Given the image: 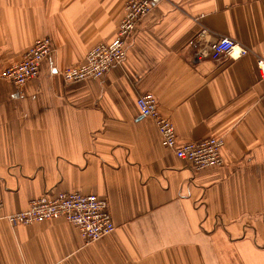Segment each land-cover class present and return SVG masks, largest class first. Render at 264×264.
Returning a JSON list of instances; mask_svg holds the SVG:
<instances>
[{
  "label": "crops",
  "instance_id": "obj_1",
  "mask_svg": "<svg viewBox=\"0 0 264 264\" xmlns=\"http://www.w3.org/2000/svg\"><path fill=\"white\" fill-rule=\"evenodd\" d=\"M126 1L0 0V68L41 36L53 46L24 86L0 79V264H264V0H153L121 65L65 82L116 36ZM223 36L250 53L212 59ZM147 93L179 142L221 138L224 165L196 170L166 147L137 106ZM71 191L107 201L111 235L6 217Z\"/></svg>",
  "mask_w": 264,
  "mask_h": 264
},
{
  "label": "built area",
  "instance_id": "obj_2",
  "mask_svg": "<svg viewBox=\"0 0 264 264\" xmlns=\"http://www.w3.org/2000/svg\"><path fill=\"white\" fill-rule=\"evenodd\" d=\"M152 9L153 0H127L125 16L117 35L108 42L94 46L87 54L85 62L64 68L61 71L63 79L66 82L96 79L105 75L112 66L121 65L126 58L128 39ZM209 51L210 57L214 60L222 56L238 58L250 53L248 47L227 36L213 41ZM52 52L51 39L37 40L26 50L21 60L0 70V79L19 87L24 86L26 82L39 75L42 61ZM257 66L264 80V53L257 55ZM137 106L143 116L155 120L163 144L173 150L178 158L187 161L196 170L221 165L224 144L221 138L210 137L198 141L179 142L173 124L160 114L157 99L153 94L139 96ZM6 217L13 224H30L35 221L63 218L76 226L82 236L89 241L107 237L115 230L107 201L95 194H82L77 191L45 193L32 200L27 209L10 213Z\"/></svg>",
  "mask_w": 264,
  "mask_h": 264
},
{
  "label": "rangeland",
  "instance_id": "obj_3",
  "mask_svg": "<svg viewBox=\"0 0 264 264\" xmlns=\"http://www.w3.org/2000/svg\"><path fill=\"white\" fill-rule=\"evenodd\" d=\"M126 4H127V1H126V3H125V5H124V8H123V14H122V16H121V18L119 19V21H118V26H117V33H118V31H119V29H120V24H122V21H123V19H124V11H125V6H126ZM153 10V9H152ZM117 33H116V35H117ZM45 38H48V39H51L49 36H41V37H39V38H37L34 42H36L37 40H40V39H45ZM110 41V40H109ZM103 43H105V42H108V41H102ZM102 42H100V43H102ZM100 43H98V44H100ZM34 44V43H33ZM97 45V44H96ZM93 48V47H92ZM91 48V49H92ZM90 49V50H91ZM89 50V51H90ZM89 51L87 52V54H89ZM126 53H127V49H126ZM87 54H86V57H85V59L82 61V62H85L86 61V59H87ZM49 56H51V55H49ZM49 56H47L43 61H42V63H44L45 61H46V59L47 58H49ZM42 63H41V66H42ZM79 63H81V62H79ZM79 63H76V64H79ZM76 64H69V65H67V66H65L64 68H66V67H68V66H74V65H76ZM10 65H8V66H6V67H4V68H0V70H3V69H5V68H7V67H9ZM63 68V69H64ZM41 70V69H40ZM110 70V69H109ZM108 70V71H109ZM107 71V72H108ZM106 75V74H105ZM105 75H103L102 77H99V78H96V79H101V78H103ZM87 80H91L90 78H88V79H85L84 81H87ZM6 81V80H5ZM9 82V81H8ZM29 82V81H28ZM28 82H26V84L28 83ZM66 82V81H65ZM80 82H83V81H80ZM11 83V82H10ZM13 84V83H12ZM224 165V162L222 161V163H221V165L220 166H223ZM220 166H215V167H211V168H217V167H220ZM207 169V168H206ZM85 239V238H84ZM99 240H101V239H99ZM85 241L87 242V243H91V242H95V241H97V240H93V241H89V240H86L85 239Z\"/></svg>",
  "mask_w": 264,
  "mask_h": 264
}]
</instances>
